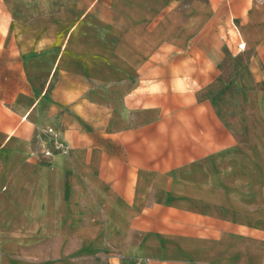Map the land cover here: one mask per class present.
Returning a JSON list of instances; mask_svg holds the SVG:
<instances>
[{
  "label": "crops",
  "instance_id": "1",
  "mask_svg": "<svg viewBox=\"0 0 264 264\" xmlns=\"http://www.w3.org/2000/svg\"><path fill=\"white\" fill-rule=\"evenodd\" d=\"M0 264H264V0H0Z\"/></svg>",
  "mask_w": 264,
  "mask_h": 264
},
{
  "label": "rangeland",
  "instance_id": "2",
  "mask_svg": "<svg viewBox=\"0 0 264 264\" xmlns=\"http://www.w3.org/2000/svg\"><path fill=\"white\" fill-rule=\"evenodd\" d=\"M221 1H224V0H221ZM208 33V34H207ZM222 34V41L225 42V44H222L221 45V52L222 53H227L228 52V48L229 46H231L232 48H235V49H238V45H239V40H238V37H236V34L234 33V31H230L229 33H226V31H223L221 32ZM216 34L217 35V30L216 29H213V28H209L208 30L206 29V41L209 40V42H206L205 44V53H210L212 52V47H213V44L211 42L212 38H213V35ZM228 37H231V43L230 45L228 44ZM193 48H196V46H189V52L191 51V49ZM186 78L182 77V76H177V77H174L173 80H174V84L177 85V86H182L183 84V81L185 80ZM180 90V88H178ZM52 130V132L54 134H56V132L54 131L53 128H49ZM48 129V130H49ZM46 131V133L48 135H50L48 132L49 131ZM53 139H54V135L52 136ZM57 148L58 149H67L66 146L64 144H58L57 145ZM45 156H50V155H45ZM52 156V155H51ZM17 159H20V157H18ZM157 186H158V189H157V192H156V195H157V200H165L166 199V195L169 197V192L165 191V188L162 184L160 183H157ZM93 224H97L96 221L93 222ZM58 255V254H57ZM71 255H77V254H67V253H61L59 254V256H71Z\"/></svg>",
  "mask_w": 264,
  "mask_h": 264
},
{
  "label": "built area",
  "instance_id": "3",
  "mask_svg": "<svg viewBox=\"0 0 264 264\" xmlns=\"http://www.w3.org/2000/svg\"><path fill=\"white\" fill-rule=\"evenodd\" d=\"M240 50H242V49H244V45H239V47H238ZM49 131V133H52V130L51 129H49L48 130ZM51 136H53V134H50ZM63 150V149H62ZM65 150V149H64Z\"/></svg>",
  "mask_w": 264,
  "mask_h": 264
},
{
  "label": "bare ground",
  "instance_id": "4",
  "mask_svg": "<svg viewBox=\"0 0 264 264\" xmlns=\"http://www.w3.org/2000/svg\"><path fill=\"white\" fill-rule=\"evenodd\" d=\"M48 133H49V132H48ZM49 134H53V135H54V140L58 139L57 134H54L53 132H52V133H49ZM46 155H50V156H51L50 153H46Z\"/></svg>",
  "mask_w": 264,
  "mask_h": 264
}]
</instances>
